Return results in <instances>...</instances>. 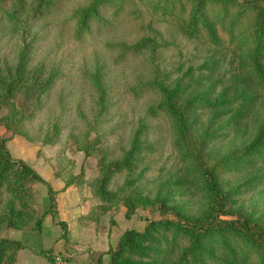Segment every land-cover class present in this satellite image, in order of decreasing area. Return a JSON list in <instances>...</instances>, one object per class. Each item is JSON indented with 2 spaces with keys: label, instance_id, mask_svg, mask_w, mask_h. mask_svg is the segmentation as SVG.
Segmentation results:
<instances>
[{
  "label": "rangeland",
  "instance_id": "rangeland-1",
  "mask_svg": "<svg viewBox=\"0 0 264 264\" xmlns=\"http://www.w3.org/2000/svg\"><path fill=\"white\" fill-rule=\"evenodd\" d=\"M94 1L0 0V135L41 177L4 167L0 152V264H94L98 252L100 264H183L185 234L158 228L143 253L119 237L215 211L264 227V147L220 163L264 121V31L251 56L264 0H202L199 20L195 0H97L79 30ZM154 78L192 105L181 126L155 111L154 89H135ZM204 241L214 256L202 264L264 261L239 236L226 250L216 233Z\"/></svg>",
  "mask_w": 264,
  "mask_h": 264
},
{
  "label": "trees",
  "instance_id": "trees-1",
  "mask_svg": "<svg viewBox=\"0 0 264 264\" xmlns=\"http://www.w3.org/2000/svg\"><path fill=\"white\" fill-rule=\"evenodd\" d=\"M231 1V0H230ZM234 2L239 1H256V0H232ZM97 0H95L92 5H90L89 9L84 10L81 16L78 18V29L82 30L85 27V23L87 21V15L86 14H94V5L97 4ZM202 0H195L194 2V8L192 12V19L199 20V19H206L204 16V11L200 9V6ZM256 15H255V36L254 41L255 44L253 46V52L251 53L252 58H255V56L259 55V52L257 51V47L260 46V37L262 31H264V7L263 10L259 9L260 7H257ZM224 10V8H223ZM90 12V13H89ZM209 25V23H208ZM157 79H149L142 83H140L138 86H136L135 89L140 87V89H146L149 90L154 89L156 93L159 94V102L157 105L154 106L155 111H173L175 113L177 124L182 125L183 122V111L188 110L192 108L190 104H188L187 100H184L182 103H176L175 100V93L178 90V86L174 85L172 88H169L166 84L162 83L161 81H156ZM215 100L207 101L206 103L213 104ZM258 146L264 147V121L259 126L257 132L253 136V138L250 140V142L242 149V152L235 155V157H229V156H222L220 159V163H222L225 160L233 161L234 159H238L240 157H243L246 155L247 152H252L255 155H258L259 148ZM0 152L3 154L4 158V164L6 166L13 164L17 170L29 177V178H35L41 180L40 175L29 165H27L22 159L20 158H12L6 148L5 145V138L0 135ZM219 159V160H220ZM3 167V168H4ZM2 175H5L6 172H1ZM214 184V182H213ZM213 195H215V198H219L217 190L214 188L212 189ZM42 224V216L37 217L35 221V228H39ZM158 228L161 229L162 234L164 235V231L170 230L173 234L172 237L176 239L177 236H182L183 234L186 235L188 241L187 244H184L181 249L180 253L178 255V260L182 262L183 264H202L203 260H200V258H203L205 256L213 257L212 250L210 247L205 243L204 237L206 234H217L222 247L226 250L227 245V239L228 235L232 234V236H239L241 240L244 242H247L248 244H257L260 247H264V227L259 228H252V226L249 225V223L246 221L244 217L242 218H236V219H224L220 218L219 214L215 211L213 214L207 218L205 221H193V222H181L177 219H170V218H158V219H152L149 221V223L146 225L145 229L142 231H132L129 229L124 230L123 234L119 237V243L120 245L129 248L137 253H143L142 248H145V245H142L140 240L144 238L145 235H150V239L153 238L154 231H157ZM165 238H167L164 235ZM10 241L8 238L0 237V242H8ZM15 241V240H13ZM236 245V242H234ZM251 249H245L243 252H240L239 256L242 259H245L246 256L250 253ZM100 253L98 252L96 254L94 264H100ZM109 253L112 254L114 257L117 256V250L113 253L109 250ZM217 260H220L218 257ZM125 264H140L135 263L132 260L125 262ZM264 264V261L259 263Z\"/></svg>",
  "mask_w": 264,
  "mask_h": 264
}]
</instances>
